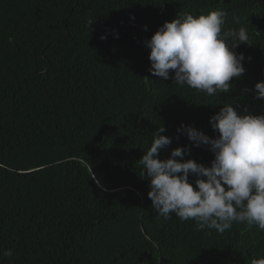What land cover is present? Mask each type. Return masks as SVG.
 Returning a JSON list of instances; mask_svg holds the SVG:
<instances>
[{"label":"trees","instance_id":"1","mask_svg":"<svg viewBox=\"0 0 264 264\" xmlns=\"http://www.w3.org/2000/svg\"><path fill=\"white\" fill-rule=\"evenodd\" d=\"M211 11L226 14L222 32L248 31L234 49L245 72L231 91L208 96L154 76L146 41L166 21ZM261 81L264 0H0V264H251L264 255L255 224L197 231L194 220L157 215L138 162L164 127L172 143L159 159L184 147L177 159L210 167V145L177 129L217 138L210 119L224 104L264 115Z\"/></svg>","mask_w":264,"mask_h":264},{"label":"clouds","instance_id":"2","mask_svg":"<svg viewBox=\"0 0 264 264\" xmlns=\"http://www.w3.org/2000/svg\"><path fill=\"white\" fill-rule=\"evenodd\" d=\"M225 16L222 11L184 13L166 21L146 41L152 74L172 78L176 84L208 96L229 93L230 81L245 72L244 54L238 55L234 49L249 43V36L244 26L222 32ZM229 37L231 49L226 42ZM170 70L174 77H170ZM255 90L257 98L264 99V81L258 82ZM210 123L219 133L217 138L193 126L177 129L196 147L210 145L215 157L210 167L193 159H177L185 156L184 147L174 149L168 159H159L160 150L170 145L172 138L161 135L164 127L153 134L150 147L138 161L141 176L146 173L150 178L152 206L165 219L175 214L181 221L194 220L197 231L207 228L223 233L233 222L255 224L264 231V115L241 116L235 105L224 104ZM190 175L198 177L195 186ZM3 255L11 257L12 250ZM251 264H264V255L253 258Z\"/></svg>","mask_w":264,"mask_h":264}]
</instances>
